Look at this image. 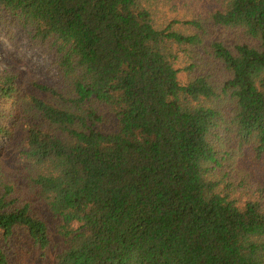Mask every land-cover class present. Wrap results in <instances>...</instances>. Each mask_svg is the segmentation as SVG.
Listing matches in <instances>:
<instances>
[{
	"label": "trees",
	"instance_id": "1",
	"mask_svg": "<svg viewBox=\"0 0 264 264\" xmlns=\"http://www.w3.org/2000/svg\"><path fill=\"white\" fill-rule=\"evenodd\" d=\"M0 25V264L22 234L53 264H264V0H0Z\"/></svg>",
	"mask_w": 264,
	"mask_h": 264
},
{
	"label": "rangeland",
	"instance_id": "2",
	"mask_svg": "<svg viewBox=\"0 0 264 264\" xmlns=\"http://www.w3.org/2000/svg\"><path fill=\"white\" fill-rule=\"evenodd\" d=\"M6 28L5 25H0V61L2 62L5 54L14 52L13 47L10 45L8 40L2 36L1 31ZM233 31H230L229 36H234ZM30 62V61H29ZM183 72V71H182ZM181 79L184 80L185 74L181 73ZM3 138H0L2 141ZM43 214H46L45 209L42 207V204H37L36 206ZM16 243L20 242L24 246L23 248L19 247L16 244V253L12 257V264H53V260L50 258H44L42 256V251L40 248L35 247L28 236L25 234L17 235Z\"/></svg>",
	"mask_w": 264,
	"mask_h": 264
}]
</instances>
